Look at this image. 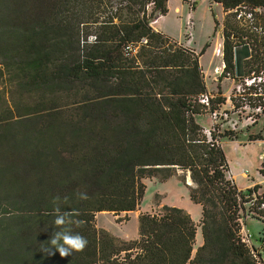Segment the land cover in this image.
Segmentation results:
<instances>
[{
	"label": "trees",
	"instance_id": "obj_1",
	"mask_svg": "<svg viewBox=\"0 0 264 264\" xmlns=\"http://www.w3.org/2000/svg\"><path fill=\"white\" fill-rule=\"evenodd\" d=\"M220 3L233 12L221 76L236 80L235 48L248 44L242 82H252L231 101L264 116V13L252 34L230 22L243 5L264 8V0ZM167 12V0H0V264H261L240 220L252 200L250 211L264 218V194L259 184L243 192L227 178L221 139L234 133L197 123L226 98L209 99L210 111L200 102L204 50L152 28ZM234 33L240 44L230 41ZM130 44L139 46L135 55L125 54ZM178 171L182 182L189 174V198L201 207L203 243L193 258L198 228L182 208L141 214L130 241L96 228L97 213L138 208L144 178ZM80 191L87 200L74 195ZM53 197L61 211L75 210L80 223L66 227L87 240L63 258L42 251L57 230Z\"/></svg>",
	"mask_w": 264,
	"mask_h": 264
},
{
	"label": "rangeland",
	"instance_id": "obj_2",
	"mask_svg": "<svg viewBox=\"0 0 264 264\" xmlns=\"http://www.w3.org/2000/svg\"><path fill=\"white\" fill-rule=\"evenodd\" d=\"M113 1L117 3L119 0ZM220 1L167 0L168 12L159 16L160 18H157L152 27L196 54L204 50L199 62L207 94L201 97L200 102L204 104L206 99H216L219 96L226 100L215 111L197 116L196 121L207 132L214 125H218L221 131L234 133L221 139L229 164L227 178L243 192L259 184L261 188L257 194L260 195L264 194V175L262 174L264 173V116L257 117L256 113L259 111L250 109L247 105L236 108L231 101L232 97L236 96L238 99V95L243 92V83L252 82L251 79H244L242 82L243 60L250 54V47L245 44L235 48L236 80L228 76L222 77L224 59L223 56L216 54V49L224 44L226 17L228 13L233 12H226ZM146 11L150 16L152 6L150 5ZM260 13H264V8H252L247 3L238 9V17L235 21L230 19V22L244 32L248 31L252 34L256 31V21L253 18ZM257 31L261 32L260 28ZM234 34L230 37V41L240 44L241 40ZM242 41H248V38L245 37ZM204 105L207 106L206 110L210 111L211 105ZM184 175L183 171H178L175 176L164 181L158 177L144 178L142 182L145 185V192L138 208L129 213H97L94 221L96 228L105 230L122 241H130L138 238V217L141 214H155L163 206L182 208L190 214L198 228L192 252L193 258L197 248L203 243L202 216L200 206L197 207L189 198L187 185H192L191 178L187 174L185 182H182ZM252 197L256 199V194ZM253 203L254 200L245 204L246 213H242L240 234L255 259L264 264V222L260 221L263 217L258 213L250 211Z\"/></svg>",
	"mask_w": 264,
	"mask_h": 264
},
{
	"label": "clouds",
	"instance_id": "obj_3",
	"mask_svg": "<svg viewBox=\"0 0 264 264\" xmlns=\"http://www.w3.org/2000/svg\"><path fill=\"white\" fill-rule=\"evenodd\" d=\"M79 200H87L88 195L86 192L80 191L74 194ZM67 197H64V201ZM53 224L57 226V230L53 231L49 240L47 241V247L42 249L43 252L48 255H52L53 251L58 253L61 258L71 256L73 253L81 252L87 245V240L78 232H72L66 227L69 223L79 224L78 220H73L75 210L61 211L60 204L63 203L60 197H53Z\"/></svg>",
	"mask_w": 264,
	"mask_h": 264
},
{
	"label": "built area",
	"instance_id": "obj_4",
	"mask_svg": "<svg viewBox=\"0 0 264 264\" xmlns=\"http://www.w3.org/2000/svg\"><path fill=\"white\" fill-rule=\"evenodd\" d=\"M147 41L144 39L141 41V43L145 44ZM139 46H134V45H127L125 47V54L126 55H135L138 52ZM216 54L219 56H223V46L222 44L220 46H218V48L216 49ZM223 67H225L224 63H223ZM224 70V68H223ZM204 104L208 105L209 104V100H205ZM262 209L264 211V205L262 206Z\"/></svg>",
	"mask_w": 264,
	"mask_h": 264
},
{
	"label": "crops",
	"instance_id": "obj_5",
	"mask_svg": "<svg viewBox=\"0 0 264 264\" xmlns=\"http://www.w3.org/2000/svg\"><path fill=\"white\" fill-rule=\"evenodd\" d=\"M159 18H160V17H159ZM156 20H157V19H156ZM156 20H154V21L151 22V26H152L153 23H155ZM152 28H153V27H152ZM153 29H154V28H153ZM154 30H155V29H154ZM155 31H157V30H155ZM158 32H159V31H158ZM161 33H163V32H161ZM179 44H180V43H179ZM183 47H185V46H183ZM185 48H187V47H185ZM244 176H245V175H244ZM245 177H246V176H245ZM198 206H199V205H197V207H198ZM200 208H201V207H200Z\"/></svg>",
	"mask_w": 264,
	"mask_h": 264
}]
</instances>
